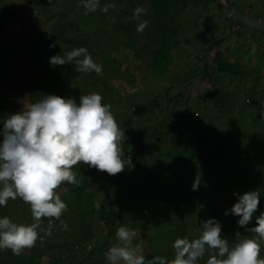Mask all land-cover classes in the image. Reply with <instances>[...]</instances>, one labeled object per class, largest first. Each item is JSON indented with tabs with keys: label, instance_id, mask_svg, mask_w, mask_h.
<instances>
[{
	"label": "trees",
	"instance_id": "obj_1",
	"mask_svg": "<svg viewBox=\"0 0 264 264\" xmlns=\"http://www.w3.org/2000/svg\"><path fill=\"white\" fill-rule=\"evenodd\" d=\"M231 1L237 9L243 3ZM109 2L114 7L107 13L101 12L100 8ZM254 4H247L246 12L264 10V0H254ZM137 6L148 9L140 17L149 21L142 32L136 31L139 20L132 18ZM85 11L82 0H0V120L44 94L65 93L68 85L86 82L94 73L88 76L79 72L74 63L50 66L51 55H63L84 46L94 62L105 68V58L120 65L122 60L116 55L105 53L106 33L124 50L132 51L127 62L121 63H126L128 77L142 80L155 72L163 76L164 89L150 96L144 106L139 105L138 114L147 125L145 129L141 127L142 132L130 121L126 123L130 133L121 146L133 166L125 165L114 175L86 164L72 166L84 184L67 188L63 199L67 209L58 219L44 217L38 229L40 238L20 255H13L11 249L0 250V264H108L105 252L115 243L116 229L122 224L130 228L140 226L142 234L166 226L170 248L177 237L199 236L202 221L209 217L221 223L222 235L230 245L235 242L237 231L242 236L256 235L246 233L237 224L238 216L224 215L236 197L231 182H224L223 178L230 168L246 171L247 176L238 178V182L246 178V187L238 193L256 190L260 204L254 217L264 211V147H255L264 140V74L249 64L254 50H244L253 44L264 53V30L233 24L214 0H99L96 11ZM184 14L192 16V25L197 14L196 25L198 21L201 26L204 22L208 29L197 30L192 36L188 22L185 36L179 30L185 20L177 22V15ZM252 18L264 21V16ZM94 28H105V34ZM244 29L254 32L250 35ZM45 40L49 45H43ZM175 49L181 51V60L175 59L180 54L173 56ZM235 55L241 60L229 59ZM166 77L171 85L165 83ZM199 85L202 90L195 92ZM240 99L243 101L238 108ZM245 107L255 110L247 116ZM233 112L235 115L231 116ZM167 146L175 152L166 156L174 163L156 161L153 155H164ZM231 157H236L237 162L232 163ZM162 162L170 175L159 177L156 165ZM175 169L179 175L172 172ZM199 171L201 184L193 190V176L199 175ZM117 181L127 186L119 189ZM56 189L63 193L60 185ZM86 193L90 200L84 201ZM122 194L125 201H112ZM94 199L98 200L97 205L93 204ZM68 200H74L77 206ZM99 206L106 207L105 213L98 211ZM74 209L77 211L72 213ZM14 212L23 217L21 210ZM3 216L10 218L12 214L8 208L0 207V217ZM50 220L51 235H46ZM62 221L68 226L67 234L72 233L73 237L66 236ZM253 223L255 219L249 226ZM192 231L196 234L191 235ZM56 235L70 238L71 242H58L62 254L48 256L44 262V251L55 248L52 240ZM208 255L206 252L197 263L206 264ZM159 256L167 260L170 253Z\"/></svg>",
	"mask_w": 264,
	"mask_h": 264
},
{
	"label": "clouds",
	"instance_id": "obj_2",
	"mask_svg": "<svg viewBox=\"0 0 264 264\" xmlns=\"http://www.w3.org/2000/svg\"><path fill=\"white\" fill-rule=\"evenodd\" d=\"M87 12L96 11L99 0H82ZM114 4L109 2L100 8L107 13ZM148 12L144 6L133 9L132 18L139 20L136 31L142 32L148 25L140 17ZM53 45H50L52 47ZM50 66L74 63L79 72L101 74L102 65L94 62L84 46L73 48L63 55L49 58ZM124 131L118 126L110 105L102 103L97 92L81 95L79 101L57 94H44L35 102L25 104L18 112L9 113L0 120V206L17 197L30 204L32 223H17L8 216L0 217V250L11 249L13 255H20L25 248H31L39 237L40 220L59 218L67 209L55 189L62 182L79 185L80 180L72 166L86 164L114 175L131 168L132 160L122 149ZM200 176L191 184L197 190ZM66 191V190H65ZM236 197L230 209L238 216L237 224L245 229L243 235L237 231L231 245L222 235V225L214 217L202 221V231L197 238L177 237L174 240V258L166 260L155 256L148 264H197L207 252L206 264H264L260 256L264 242V211L254 217L260 204L256 190L234 192ZM255 219V224L249 226ZM67 230V224L61 222ZM51 220L46 235H51ZM115 243L105 252L108 264H145L146 255L141 234L134 228L120 225L115 232Z\"/></svg>",
	"mask_w": 264,
	"mask_h": 264
},
{
	"label": "rangeland",
	"instance_id": "obj_3",
	"mask_svg": "<svg viewBox=\"0 0 264 264\" xmlns=\"http://www.w3.org/2000/svg\"><path fill=\"white\" fill-rule=\"evenodd\" d=\"M18 3V1L16 2ZM247 4L250 6H254V0H243L242 5L238 7V9L240 10H244L243 12L248 13L250 16L255 17L258 16L261 18L264 16V10H259V9H251V12H246L247 11ZM243 9H242V8ZM242 12V11H240ZM182 15V14H181ZM177 15V22H180L181 20H185V24H183L181 26V28L179 29L181 31V33L185 34V36H187V32L184 30V27L186 26L187 29V24L189 22V27L191 30V34L192 36L196 33L197 30L200 31H204L205 29H208V27L205 28L204 22H202V26L200 25L201 22L198 21L197 25L195 20L197 19V14L195 16H193V20L194 23L193 25H196L197 27L194 28L192 25V16L187 15ZM203 16V15H201ZM86 20L84 19V22ZM218 21V20H217ZM184 23V22H183ZM212 23V22H211ZM211 25V24H210ZM209 25V28H210ZM249 27V26H248ZM256 29V28H255ZM249 32L250 35L253 34V30L252 29H244V31ZM260 32L259 29H256ZM94 31H96L97 33L104 35L105 34V28H94ZM106 39H104V43H106V45L108 46L105 50V53L108 54V52L110 53L109 56L111 55H116L120 60L127 62V57H129V53H131L132 51L130 49H126L124 50L121 45L113 38H111L110 34L108 35V33L105 34ZM109 37V38H108ZM197 42H199V39L197 40ZM49 45V42L47 40L44 41L43 45ZM248 48H250L252 51L254 50V55L252 56L251 61L249 62V64L253 65V67H255V69L258 72H261L264 74V53L262 52V50L259 47H256V45L251 44L250 46H246V48H244V50H248ZM49 49V47H48ZM225 54H227V50L223 49ZM179 49H175L173 52V56H177L178 54H180ZM245 52V51H244ZM243 53V52H240ZM12 54V52H11ZM242 54H239V56ZM9 57H12L10 55V53L8 54ZM107 56V55H106ZM235 56H230V60H241L240 58ZM123 58V59H122ZM182 55L180 54L179 56H177L175 59H180L181 60ZM106 59V69L103 65H102V72L101 74H97V73H93L92 77L90 76V79L86 82L83 81H77L76 83L70 84L68 85V89H66L64 92L65 93H60L58 95L63 96V97H72L75 98L77 100V102L79 101V97L81 95H86V94H90L92 92H97L102 96V103L104 104H108L110 105V111L112 112L118 126L121 128V130L124 131V135H126L127 133H130V128L127 127L126 123L127 121H130V123L133 125L134 128H137L138 131H141V127H143L144 129L147 127L146 123L143 122L141 116L138 114V109H139V105L140 106H144V104L147 102V100L149 99L150 96H154L157 93L163 91L164 89V82L162 81V77L163 76H159L157 75V73L152 72L150 74H148L147 79H138V77L134 76L132 79L130 77H128L126 75V68L125 64H121L117 65L113 62H108V58ZM179 67V66H178ZM116 70V71H114ZM88 76L90 75V72H87ZM80 80V79H79ZM166 82L165 83H169V85L172 84V81L170 80L169 77L165 78ZM73 85V86H72ZM202 86H197L195 88V92H199L202 90ZM244 97V95H242ZM22 99V98H21ZM25 99V98H23ZM26 100V99H25ZM237 101V100H236ZM242 99L238 100L237 103L239 105H237V107H241L242 104ZM22 102V101H21ZM199 103H202V101H200ZM235 106V105H234ZM236 107V106H235ZM236 107V109H238ZM245 111L246 115L249 116L251 115V113L253 112L252 110H255L254 108H248L245 107ZM22 109V107L17 108L16 112L20 111ZM226 111V110H225ZM197 112L200 114V112L197 110ZM9 114V113H8ZM235 113H231V116H234ZM236 116H238L236 114ZM143 124V125H141ZM253 147V146H252ZM256 149L257 148H262L264 147V140L263 141H259L257 142V144H255ZM175 154V152H173V149L169 146L166 147V151L164 153V155L161 154H154L153 157L156 159V161L158 159H162L165 160L167 162H173L172 159H167L166 156H171ZM166 157V158H164ZM231 161L232 163L237 162L236 157H231ZM172 164L170 163V166ZM158 172H159V177L164 176V175H170V174H166L167 173V167H165L163 165V162L161 163V165H156ZM172 168H174V166H172ZM73 169V168H72ZM75 169V167H74ZM172 172L175 174L178 173V171L172 170ZM191 172V169L188 168V172L187 174H189ZM247 172L243 171V170H238L235 168H230L229 170H227L224 174V182H231L230 186L235 189V192L238 193L241 189H244L246 187V183H244L245 179H242L241 181L238 182V178H240L241 176H247ZM196 176H200V180L202 178L200 171H199V175ZM262 176V174L260 175ZM77 178L80 180V185L83 186V182L81 180V175H78ZM98 177H96L97 180ZM194 179V176H193ZM237 179L234 183V180ZM122 180V179H121ZM193 182V181H192ZM240 183V184H239ZM201 184V181H200ZM199 184V186H200ZM74 184H70L68 182H62L60 185L61 188V199H64V195L65 197L68 194V189L69 187L73 188ZM116 186H118L119 189H123L124 187H126L127 185L124 184L122 181H117ZM111 186H113V184L111 183ZM111 186H108V189L111 190ZM66 190V191H65ZM55 191L57 192V189H55ZM89 193L85 194L84 201H87V199L90 200L89 198ZM63 195V196H62ZM92 200V199H91ZM69 201V200H68ZM112 201H116L117 202H123L125 200H123V194L120 197H113ZM72 203V206L76 205L77 206V202L73 201H69ZM93 204L97 205L98 204V200L94 199L93 200ZM116 206V205H115ZM3 207L4 210L6 208H8L11 211L12 216L10 217L11 219H13V221L16 222H22V223H27L30 224L33 221L32 215H31V209H30V204L24 202L22 200V198L17 197L15 200L9 199L7 204L4 206H0ZM194 208H196L197 206H193ZM17 209L21 210L23 212V217H18L14 211H16ZM129 209V208H128ZM106 207L105 206H99L98 207V211L100 213H105ZM77 210H73V212H76ZM71 214V213H70ZM158 218V217H157ZM44 219V217L41 218L40 223L42 222V220ZM159 219V218H158ZM255 223H253L254 225ZM191 227V226H190ZM189 227V228H190ZM136 229L140 234H141V241L138 242H142L144 251H145V255H146V260H145V264H148V261H150L153 257L155 256H159L162 254H168V252L170 253V256L167 260H171L174 258V248H170L169 244H167L170 241V237L167 235L168 234V229L165 226H159L158 228H151V230L146 231V234H142L141 231H139V229H141L140 226L134 228ZM65 230V229H64ZM66 231V236L67 237H73L72 233L71 234H67V230ZM196 234L195 232L192 231L191 235ZM198 235L194 238H197ZM68 242L70 243V238H65V236H63L62 238L59 235L54 236L52 242L53 244H56V246L59 244L58 242ZM52 250V251H48L45 252L44 251V262H46L48 256H58L60 254H62V252L60 251V247H56ZM260 256L264 257V242L261 243V250H260ZM163 257V256H162ZM28 260V259H27ZM29 263V260L27 261ZM47 264V263H45ZM198 264V263H197Z\"/></svg>",
	"mask_w": 264,
	"mask_h": 264
},
{
	"label": "water",
	"instance_id": "obj_4",
	"mask_svg": "<svg viewBox=\"0 0 264 264\" xmlns=\"http://www.w3.org/2000/svg\"><path fill=\"white\" fill-rule=\"evenodd\" d=\"M222 7L226 16L232 20L233 24H241L244 26L253 27L259 30H264V21L256 20L246 14L241 13L232 3L231 0H214Z\"/></svg>",
	"mask_w": 264,
	"mask_h": 264
}]
</instances>
